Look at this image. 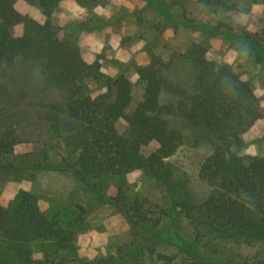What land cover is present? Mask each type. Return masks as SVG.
I'll return each instance as SVG.
<instances>
[{
    "label": "trees",
    "instance_id": "obj_1",
    "mask_svg": "<svg viewBox=\"0 0 264 264\" xmlns=\"http://www.w3.org/2000/svg\"><path fill=\"white\" fill-rule=\"evenodd\" d=\"M16 1L0 0V173L23 165L64 170L99 201L117 208L132 238L116 254L82 260L73 242L76 220L51 218L33 192L19 189L7 206L0 204V264H135L128 259L138 254L155 257L138 264H170L173 257L157 249L160 243L174 245L179 264H264V255L257 252L238 263L215 255L220 241L264 249V155L238 154L235 149L242 130L262 116L249 84L228 65L206 60L201 44L192 43L176 55L189 61L191 71L181 85H173L162 73L171 61L151 51L148 62L135 68L143 93L127 112L131 83L123 70L111 75L101 70L98 60L85 61L72 26L52 21L62 0H22L40 9L41 22L17 10ZM144 1L167 22L204 26L183 14L167 13L182 0L169 5L163 0ZM16 25L22 26L20 35L14 33ZM223 30L232 46L264 67V30L259 35L230 26ZM19 59L38 66L39 74L29 86L18 82ZM164 86L174 95L161 103ZM119 119L127 124L124 132L117 130ZM43 136L57 139L64 150L57 161L49 162L46 150L34 161L8 160L26 143H42L47 149ZM150 141L157 146L144 156L141 146ZM184 143L210 148L198 168L208 186L199 201L193 199L187 177L177 175L167 160ZM133 170L143 171L157 182L161 194L166 192L170 213L177 212L191 227L190 237L177 232L167 209H153L140 197L128 201L118 184L114 195L101 194V183ZM165 218H171L168 225L162 222ZM34 242L51 245L42 259L33 257ZM205 246L209 248L202 250Z\"/></svg>",
    "mask_w": 264,
    "mask_h": 264
},
{
    "label": "rangeland",
    "instance_id": "obj_2",
    "mask_svg": "<svg viewBox=\"0 0 264 264\" xmlns=\"http://www.w3.org/2000/svg\"><path fill=\"white\" fill-rule=\"evenodd\" d=\"M163 1L168 5L174 2ZM15 8L36 21L43 20L40 9L35 5L17 0ZM167 13L183 14L185 19L204 26L191 28L180 22H167L161 13L146 6L144 0H92L89 5L62 0L55 7L51 19L64 28L72 26L70 30L77 36L80 54L85 61L98 60L101 70L111 75L123 70L131 83V101L127 112L133 110L143 93L135 68L148 62L151 51L171 61V65L162 73L173 85H181L191 71V65L188 60L178 59L176 55L183 53L192 43L201 44L205 59L218 66L228 65L236 77L249 84L259 103L262 116L242 130L241 143L235 147L236 152L264 155V67L249 53L232 46L223 30V27L230 26L235 31L246 29L259 35L264 30V0H182L167 8ZM14 33L20 35L22 26L16 25ZM17 74L19 84L29 86L39 74L38 66L33 61L19 59ZM173 95L164 86L160 102L172 100ZM126 126L123 119L116 122L119 132H124ZM43 141H46L47 149L42 143H26L19 145L8 160L34 161L41 157L40 152L46 150L48 161L55 162L64 154L57 139L43 136ZM156 146L155 141H150L141 146L140 151L146 156ZM209 150L203 144L193 146L184 143L167 158L177 175L187 177V185L196 201L201 200L208 191L207 184L198 176V168ZM117 184L128 201L140 197L153 209L158 210L162 206L170 213L169 196L166 192L161 194L157 182L143 171L133 170L121 178L101 183V194L105 197L114 195ZM19 189L33 192L40 209L51 218L61 222L63 219L76 220L73 242L76 254L82 260L116 254L118 247L132 238L125 216L108 202L95 198L90 190L64 170H33L23 165L0 173L1 205L7 206ZM170 216L174 218L173 226L179 234L186 238L193 234L191 227L181 220L177 212L170 213ZM170 221L171 218L162 220L165 225ZM50 247V243L34 242L31 245L34 259H42L43 252ZM206 248L209 246L201 247L202 250ZM157 249L173 257L170 264H179L181 258L176 257L173 244L160 243ZM215 251L219 259L232 258L236 263L241 262L239 260L245 255L253 256L256 252L264 255V249L234 244L232 241L218 242ZM128 261L149 263L155 261V257L138 254ZM227 262L230 261H218V264Z\"/></svg>",
    "mask_w": 264,
    "mask_h": 264
}]
</instances>
